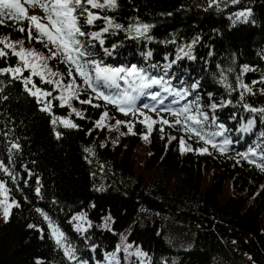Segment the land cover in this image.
<instances>
[{
	"label": "trees",
	"instance_id": "trees-1",
	"mask_svg": "<svg viewBox=\"0 0 264 264\" xmlns=\"http://www.w3.org/2000/svg\"><path fill=\"white\" fill-rule=\"evenodd\" d=\"M27 10L44 16L38 6L27 4ZM248 10L247 19H236ZM91 11L111 18L113 27L103 32L107 21L86 25L81 17L88 59L163 78L157 89L169 106L192 104L189 114L198 107L208 116L204 133L222 126L223 134L213 148L180 125L171 127L176 117L170 112L143 108L148 96L137 99L134 116L125 115L97 99L74 70L77 96L61 101L72 82L69 64L50 58L52 46L36 39L35 29L29 39L27 20L5 19L0 40L23 41L58 75L44 71L41 80L23 69L32 81L26 87L23 77L0 72V180L19 205L0 223V264H264V171L257 167L264 163V113L249 110L264 108V0H117L114 9ZM137 24L150 26L144 36L129 31ZM97 32L99 40L91 35ZM5 51L0 69L21 66L11 49ZM29 88L51 95L38 99ZM145 116L155 121L151 133L141 123ZM61 119L77 127L65 128ZM181 138L192 151L181 149ZM225 139L230 143L221 151ZM76 215L91 216L92 225L78 230ZM52 227L64 234L73 260L56 244Z\"/></svg>",
	"mask_w": 264,
	"mask_h": 264
},
{
	"label": "snow or ice",
	"instance_id": "snow-or-ice-1",
	"mask_svg": "<svg viewBox=\"0 0 264 264\" xmlns=\"http://www.w3.org/2000/svg\"><path fill=\"white\" fill-rule=\"evenodd\" d=\"M231 3H239V0H231ZM26 4L31 5L32 7L38 6L44 12V16H29L27 14L28 10L25 7ZM116 6L117 0H23V2L22 0H0V25L5 23V19H9L17 23H22L24 20H27L29 23V27L27 29L29 39H33L32 31L35 29L38 34L35 38L40 40L42 43L46 41V46H52V48H49L51 53L50 58L62 57L64 62L69 64V76L71 77L72 82L64 85V90L67 92V96L61 95L59 98L61 101L67 102L68 100L77 96L75 89L79 88L80 85L75 83L76 77L72 75L74 70L82 80L83 85L96 94L97 99H101L107 104L114 105L121 113H124L125 115L131 113L134 116L136 112L140 111V109L136 107V103L137 99L141 96L150 95L151 100L157 101V103L160 105L164 104V98H160L158 100V97H160V92L151 94L146 92L147 89L154 85H161L163 83V78H150L147 74H145L143 69H138L135 66H131L129 68L112 67L104 65L99 60L88 59L91 54L87 51L84 42L80 39L86 35V33L81 30V17H84V24L86 25H93L96 20L100 19L107 21L108 26L103 29V32H108L109 28L113 27V21L111 18L101 17L97 13L91 11V9H114ZM250 14L251 12L248 10L240 11L235 15L236 19L239 20L241 18L247 19ZM114 27L119 29L122 26L120 24H115ZM149 27L150 26L147 24H137L134 26V28L129 29V31L134 30L137 36H144ZM19 31L24 32L25 28L20 27ZM91 35L93 39L99 40L101 33L97 32ZM101 43H103V41H101ZM0 44L4 45V48H0V58L6 57L8 55V53L5 51V48H8L11 49L13 55L19 58L21 64V66L15 68L0 69V72L13 73L15 79H20L23 77L22 68L29 70L32 76H40L41 80H44V71H47L51 76L58 75L48 68L46 63L47 58L36 53L34 50L25 49L23 47V41L19 42L21 45L19 50L16 49L14 43H8L6 39L0 40ZM244 71L247 72L250 71V69L246 67ZM45 82L53 83L58 88L62 84V81L54 80H46ZM121 82H123L126 87L122 88ZM23 83L27 87L28 84L32 83V81L28 77H23ZM240 86L247 92L252 91L251 88L243 83ZM102 88L111 91L106 94L105 91L101 90ZM28 91H30L33 97H37L38 99L41 97L46 98L51 95L50 92H43L39 88H36L35 91H32V89L29 88ZM164 91L169 92L170 89L164 88ZM182 95H186V93H175V96L177 97H182ZM241 99H243V93H241ZM41 102L44 101L41 100ZM81 102L90 104L91 100ZM174 102L179 103V100ZM96 106L99 107V105ZM143 108H149V105L144 104ZM192 108V104H188L179 109H174L171 107L162 108V111L170 112L174 117H176V119L172 124H170L168 120H162L161 123L165 125L170 124L171 127L180 125L186 133L193 134L199 140L204 141L206 144H211L213 148H217L214 138L223 134L222 126H220L221 131L219 132L211 134L204 133L203 125L205 122H207L208 116L206 113H201L198 107L194 114H189L192 113ZM42 110L47 112L50 111V108L46 105ZM151 110L155 111L156 108L152 107ZM249 110L252 112L259 111L264 113V108H251ZM73 112H75V109H73ZM76 115H80V113H76ZM141 115H143V112H141ZM181 115H183V120L180 119ZM107 116V112L103 113L100 121H97V127L102 126L103 121ZM57 122V119H52L51 121V123L54 125L57 124ZM59 123H61L65 128L77 127V125L72 123V121L69 119H61L59 120ZM121 123V121H116L117 125ZM141 123H145L147 132L151 133L152 125L155 123V121H151L150 117L145 116L144 121H141ZM252 123L253 122L250 121L249 126H251ZM160 130L163 131V128ZM129 131H131L130 126ZM56 135L57 138H59L60 133H57ZM206 136H211V138L206 139ZM144 139L147 140L148 136L145 135ZM171 139L175 140L176 137H172ZM229 143L230 142L225 139L220 150L222 151L223 147L227 146ZM179 144L182 150L192 151L191 147L185 149V140L183 138L179 140ZM13 147L18 146L13 145ZM86 151L91 150L87 149ZM199 151L201 153L207 152V148H202ZM249 155L254 157L256 156V153L250 152ZM249 155H245L244 159L247 160ZM0 167L3 166L0 165ZM257 167L264 171V163L257 164ZM3 170L8 172L7 168H4ZM9 175H11V173H9ZM7 191L8 190L5 184L0 181V192H2L5 196L4 200H0V206H3L5 220H7L9 216V209L11 207H19V205L15 202H8ZM45 219H48L47 216H45ZM77 219L82 220L83 217H78ZM52 235L55 237L56 244L63 247L65 256H67L69 260H73L74 250L71 247L64 246V234L60 232L58 228L52 227ZM129 247H131V245L126 246L125 251H127ZM135 255L143 256L145 253L137 251ZM112 259H114V257H112Z\"/></svg>",
	"mask_w": 264,
	"mask_h": 264
},
{
	"label": "rangeland",
	"instance_id": "rangeland-1",
	"mask_svg": "<svg viewBox=\"0 0 264 264\" xmlns=\"http://www.w3.org/2000/svg\"><path fill=\"white\" fill-rule=\"evenodd\" d=\"M34 15H37V16H40L41 17V13L39 12V11H35V13H34ZM6 40H7V42L8 43H14L12 40H10V39H7V38H5ZM4 39V40H5ZM15 46H16V49L17 50H19V48L21 47V45L19 44V42L17 43L16 41H15ZM3 47V46H2ZM23 47L25 48V49H29L27 46H24L23 45ZM18 67V66H17ZM22 72H24L23 71V68H22ZM43 106H46V103H43ZM152 107H155L156 108V110H159L160 109V107L158 106V104L156 103V102H154V104H152L150 107H149V110H151L152 109ZM164 108H167V107H164ZM155 110V111H156ZM152 111V110H151ZM0 181H2L3 182V180L1 179ZM4 183V182H3ZM5 184V183H4ZM6 186V185H5ZM7 188V187H6ZM8 190V189H7ZM5 199V196H4V194L2 193V192H0V200H4ZM7 199H8V202L9 203H12V202H15L16 204H17V200L15 199V198H13L12 196H11V194L7 191ZM14 207V206H13ZM13 207H11L10 209H9V216H10V214H11V212H12V209H13ZM9 216H8V218H9ZM78 217H83V219L81 220V219H77V221L75 222V226H76V228L78 229V230H81V231H84L87 227H90L91 225H92V221H93V218L91 217V216H89V215H76V218H78ZM8 218H7V220H8ZM7 220H5V217H4V209H3V206H0V223H6V221Z\"/></svg>",
	"mask_w": 264,
	"mask_h": 264
}]
</instances>
